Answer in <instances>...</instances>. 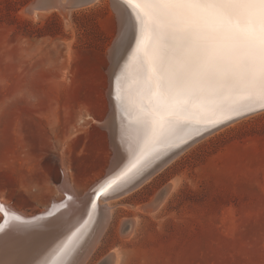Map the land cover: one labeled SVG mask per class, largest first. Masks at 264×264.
Instances as JSON below:
<instances>
[{
  "label": "rangeland",
  "instance_id": "obj_1",
  "mask_svg": "<svg viewBox=\"0 0 264 264\" xmlns=\"http://www.w3.org/2000/svg\"><path fill=\"white\" fill-rule=\"evenodd\" d=\"M35 1L0 0V201L34 217L89 194L114 162L106 123L119 40L112 0L66 14H34ZM165 166L104 201L109 228L82 264H264V109L192 140Z\"/></svg>",
  "mask_w": 264,
  "mask_h": 264
},
{
  "label": "bare ground",
  "instance_id": "obj_2",
  "mask_svg": "<svg viewBox=\"0 0 264 264\" xmlns=\"http://www.w3.org/2000/svg\"><path fill=\"white\" fill-rule=\"evenodd\" d=\"M42 1L48 5L39 6ZM75 1L83 4L93 0H36L30 11L36 14L59 10L66 14ZM111 2L119 22V40L113 46L114 67L110 70V116L106 123L115 150L114 162L106 175L90 185L89 194L78 197L72 192L67 200L55 201L36 217L2 199L0 212L5 224L0 226V264L86 262L100 244L102 232L109 228L111 201L108 206L104 201L117 195L120 198L121 193L130 194L149 181L206 130L264 108V92L242 82L209 86L195 95L162 97L152 77V58L168 37L164 32L159 37L155 33L154 29L163 24L156 16V5L150 0ZM64 185L72 190L67 178ZM148 206L151 210L155 205ZM122 221L119 231L125 229ZM116 256L111 253L110 261L114 262Z\"/></svg>",
  "mask_w": 264,
  "mask_h": 264
},
{
  "label": "snow or ice",
  "instance_id": "obj_3",
  "mask_svg": "<svg viewBox=\"0 0 264 264\" xmlns=\"http://www.w3.org/2000/svg\"><path fill=\"white\" fill-rule=\"evenodd\" d=\"M167 42L153 54L162 97L245 83L264 92V0H150Z\"/></svg>",
  "mask_w": 264,
  "mask_h": 264
},
{
  "label": "water",
  "instance_id": "obj_4",
  "mask_svg": "<svg viewBox=\"0 0 264 264\" xmlns=\"http://www.w3.org/2000/svg\"><path fill=\"white\" fill-rule=\"evenodd\" d=\"M59 1H60V0H59ZM74 4H75V5H81L80 2H79V3H76V1H75ZM45 5H46V6L48 5V3H47L46 1H42V2H40V4H39V6H45ZM263 109H264V108H258L257 110H254V112H255V111H260V110H263ZM250 113H253V112H248V113H245V114H242V115H239V116L233 117V118L227 120L226 122H222L221 124H219V125H217V126H215V127H213V128H210V129L206 130L202 135H204V134L210 132L211 130H213V129H215V128H217V127L223 125V124H226V123H228V122H230V121L236 120V119H238V118H240V117H243V116H245V115H248V114H250ZM202 135H201V136H202ZM199 137H200V136H199ZM180 149H181V148H180ZM173 153H174V152H173ZM173 153H171V154L168 155L167 157H171V155H172Z\"/></svg>",
  "mask_w": 264,
  "mask_h": 264
}]
</instances>
